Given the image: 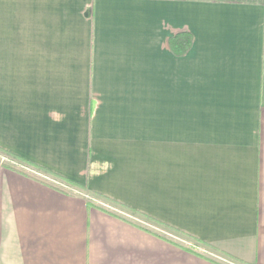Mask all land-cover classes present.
Wrapping results in <instances>:
<instances>
[{"label":"crops","instance_id":"1","mask_svg":"<svg viewBox=\"0 0 264 264\" xmlns=\"http://www.w3.org/2000/svg\"><path fill=\"white\" fill-rule=\"evenodd\" d=\"M0 150V264H264V0H0Z\"/></svg>","mask_w":264,"mask_h":264},{"label":"trees","instance_id":"2","mask_svg":"<svg viewBox=\"0 0 264 264\" xmlns=\"http://www.w3.org/2000/svg\"><path fill=\"white\" fill-rule=\"evenodd\" d=\"M191 43H192V38H191V35L189 33H180V34H177L168 40V44H169L170 49L177 56L185 54L190 49ZM0 153L5 154V156L8 157L9 161L14 162L17 165L30 166L25 161H23L22 159H20L18 157H15L14 155H11V154L4 152V151H1V150H0ZM7 166L9 168L19 170L18 166H14L11 164H9ZM26 168H28V167H26ZM62 182L64 184H66L67 186L76 187V185L73 182L65 181V180Z\"/></svg>","mask_w":264,"mask_h":264}]
</instances>
